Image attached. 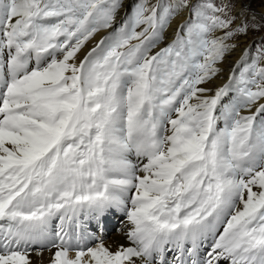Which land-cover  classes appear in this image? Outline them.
Listing matches in <instances>:
<instances>
[{
  "label": "snow or ice",
  "instance_id": "snow-or-ice-1",
  "mask_svg": "<svg viewBox=\"0 0 264 264\" xmlns=\"http://www.w3.org/2000/svg\"><path fill=\"white\" fill-rule=\"evenodd\" d=\"M251 2L0 0V264H264V37L206 86Z\"/></svg>",
  "mask_w": 264,
  "mask_h": 264
},
{
  "label": "bare ground",
  "instance_id": "bare-ground-1",
  "mask_svg": "<svg viewBox=\"0 0 264 264\" xmlns=\"http://www.w3.org/2000/svg\"><path fill=\"white\" fill-rule=\"evenodd\" d=\"M255 3L254 8H251V13H254L255 15H257V17H259V15L264 12V0H252ZM127 2V0H126ZM187 16V10H184V12L177 17V21H179L180 19H183ZM124 18V10L122 9L121 12L118 14L117 16V25L119 24V22ZM176 26V22H173L172 27L168 30V33L166 34V38L164 43H166L168 41V39L171 38V33L172 30L175 28ZM262 30V29H261ZM110 32V29H102L101 31H99L93 41L91 42V44L95 45V43L102 37L107 36ZM238 47L236 48V50L234 52H232L230 55L227 56V58L225 59V61L219 65L222 68L221 73L218 74V76H216L215 78H213L206 86L207 87H211V88H215L216 86L224 83L227 80L228 74L230 69H232L234 63L236 60L239 59L241 52L243 50L244 47H246L248 44V39L245 38V36H241L238 38ZM92 45V46H93ZM160 47L164 46V44L162 43L161 45H159ZM92 47L89 45V42H87L84 46V48L81 49V52L78 53V57L80 59L83 58V56L87 53L88 50H90ZM246 111V110H245ZM129 159L132 160L133 163H140L141 161L137 159V157L135 156V154L130 155ZM120 218L118 219V221L116 219H111L110 220V224L105 226V233L101 234V237H96L99 239H103L106 245H110L112 248H115L117 246H119L120 244H124L125 246L128 245V241L125 237V232L127 230L126 228V218H124L123 215L119 216ZM118 218V217H115ZM59 223L60 221L57 220ZM117 222V223H115ZM115 223V224H114ZM99 230H97L96 235H99ZM218 231H223L222 227L218 229ZM98 242V239L93 241L92 243L89 244V246H95V243ZM212 240H210L208 242V244H211ZM207 244V243H206ZM204 248L201 249V251H203ZM55 249H52L51 251H54ZM51 255V252L48 250H43L42 255L40 256H36L33 255L32 259L35 261V264H48L49 261V257ZM172 254L170 253L168 258L171 259Z\"/></svg>",
  "mask_w": 264,
  "mask_h": 264
},
{
  "label": "rangeland",
  "instance_id": "rangeland-1",
  "mask_svg": "<svg viewBox=\"0 0 264 264\" xmlns=\"http://www.w3.org/2000/svg\"><path fill=\"white\" fill-rule=\"evenodd\" d=\"M195 2H197V0H193V3H195ZM254 6H255V3L252 1L250 7H251V8H254ZM252 14H254V13H252ZM256 16H257V15H256ZM116 26H119V24L116 25ZM110 31H111V29H110ZM262 37H264V29H262V30L259 29V30H256V31H251V32H249V33L245 36V38L248 39V42H247L248 45H247V46H250V47H251V50H252L253 53L255 52L256 45L259 44V42H260V40H261ZM93 39H94V38H93ZM93 39L90 40V41H88V42H89V45H90L91 47L94 46L93 44H91V42L93 41ZM92 45H93V46H92ZM119 218H120V217H118V218H115V217H114V219H116L117 221H118ZM115 223H117V222H115ZM115 223H114V224H115ZM203 250H204V249H203Z\"/></svg>",
  "mask_w": 264,
  "mask_h": 264
}]
</instances>
